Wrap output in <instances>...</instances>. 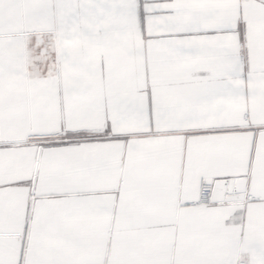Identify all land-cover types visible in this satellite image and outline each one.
<instances>
[{
	"label": "snow or ice",
	"instance_id": "snow-or-ice-1",
	"mask_svg": "<svg viewBox=\"0 0 264 264\" xmlns=\"http://www.w3.org/2000/svg\"><path fill=\"white\" fill-rule=\"evenodd\" d=\"M0 264H264V0H0Z\"/></svg>",
	"mask_w": 264,
	"mask_h": 264
}]
</instances>
